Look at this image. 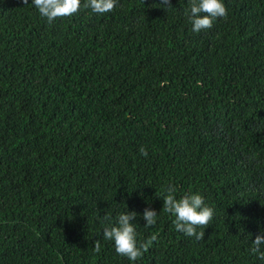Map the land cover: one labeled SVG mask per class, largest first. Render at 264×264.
Wrapping results in <instances>:
<instances>
[{
  "label": "trees",
  "instance_id": "trees-1",
  "mask_svg": "<svg viewBox=\"0 0 264 264\" xmlns=\"http://www.w3.org/2000/svg\"><path fill=\"white\" fill-rule=\"evenodd\" d=\"M223 2L195 33L188 0L51 25L0 0V264H264V0ZM169 183L215 210L204 240L162 212ZM127 211L158 236L135 262L103 237Z\"/></svg>",
  "mask_w": 264,
  "mask_h": 264
},
{
  "label": "clouds",
  "instance_id": "clouds-1",
  "mask_svg": "<svg viewBox=\"0 0 264 264\" xmlns=\"http://www.w3.org/2000/svg\"><path fill=\"white\" fill-rule=\"evenodd\" d=\"M24 5L29 4V0H22ZM145 5L146 0H143ZM119 4V0H32L31 6L38 10L41 18L46 19L48 24H53L57 19L71 18L79 14L82 10L90 9L91 12L103 15L112 12ZM158 8L164 10L172 9V0H160ZM185 16L191 24V31L200 33L214 27V22L220 18L227 20L228 9L223 0H188ZM167 80L161 82L163 87ZM140 154L148 156L146 148H140ZM178 189L169 183L166 186V195L162 212L170 214L174 219L172 224L177 232L187 237H194L197 241L204 240L205 231L214 219L215 210L205 203V199L200 194H185L177 198ZM157 195V193H156ZM158 214L151 208H146L143 213V220L146 228H152L157 224ZM138 214L135 211L120 213L115 220L112 214L107 212L102 217L106 226L103 228V237L107 241H112L118 255L128 258L130 261H137L147 253L154 242L158 241V236L152 234L146 240L138 241L136 221ZM100 241L94 245V251L100 252ZM264 231L257 235L250 249L253 255H257L260 261H264Z\"/></svg>",
  "mask_w": 264,
  "mask_h": 264
}]
</instances>
